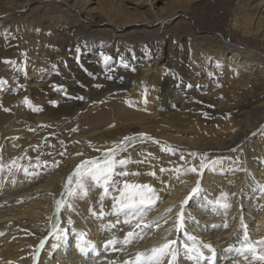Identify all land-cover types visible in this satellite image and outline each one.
<instances>
[{"label": "rangeland", "instance_id": "1", "mask_svg": "<svg viewBox=\"0 0 264 264\" xmlns=\"http://www.w3.org/2000/svg\"><path fill=\"white\" fill-rule=\"evenodd\" d=\"M23 1L31 3L0 4V171L10 156H25L28 168L17 183L25 182L26 190L37 178L60 172L66 180L72 157L83 156L78 165L108 158L113 166L108 192L103 178L97 182L81 169L71 185L63 183L67 205L81 218V209L89 206L88 216L108 222L106 208L99 207L98 214L91 208L90 186L98 192L96 204L110 200L131 227L145 221L159 201L154 188L163 184L151 177L154 203L120 210L133 173L119 174L115 158L125 156L128 166L146 171L155 156H175L176 162L161 159L156 169L168 179L174 164L173 174L185 178L194 157L236 156L241 162L248 146L251 168L260 171L264 27L259 37L245 34L231 0ZM235 46L249 55L233 64L224 50ZM208 179L213 181L210 174ZM225 202L223 195L215 202L224 217ZM257 242L254 251L264 255Z\"/></svg>", "mask_w": 264, "mask_h": 264}, {"label": "bare ground", "instance_id": "2", "mask_svg": "<svg viewBox=\"0 0 264 264\" xmlns=\"http://www.w3.org/2000/svg\"><path fill=\"white\" fill-rule=\"evenodd\" d=\"M21 1L25 5L31 3ZM1 2L7 5L17 3L16 0ZM231 4L239 12L240 29L245 34L259 37V26L264 27V0H245L242 3L231 0ZM225 48V55H229L227 59L233 64L243 61V55H249L241 47ZM68 67L71 69L73 64L69 63ZM24 93L20 92L18 96ZM18 96L16 99L21 100ZM57 114L62 115V111L59 110ZM7 134L13 135L15 132ZM262 140L264 143V138ZM255 143L259 145V137ZM243 151L241 162L236 161V156L231 159L215 156L217 154L196 156L189 166L198 171L189 172L187 178H183L182 173L173 174L174 164L167 170L168 179H163L164 173L160 168L156 169L161 159L168 163L176 162L175 156H155L148 165L150 169L146 171H141L136 164H133L136 167L128 166L129 161L125 156L121 157L126 161L124 165H119L121 163L115 158L119 174L125 173V170L133 173L126 180L130 184L152 186L151 177H157L156 180L163 184L159 188L153 187L159 201L155 202L145 221L136 222L131 227L121 222L118 209L110 205V200L97 205L98 192L92 193L90 186L86 189L91 208L96 214L99 207L106 208L109 217L105 221L108 222L101 225L99 219L88 216L89 206L81 209L83 218L78 216L74 206L67 205L68 186L63 189L67 179H61L66 174L64 172L45 181L38 178L32 180L33 189L26 190L23 187L25 182L17 183L21 179L20 171L28 168H24L25 156H10L8 163L3 165L5 169L0 171V264H155L157 259L159 264H264L259 259L260 253L254 251L255 242L264 240V156H259V171L251 168L249 147L244 146ZM82 157H72L66 178L74 173ZM100 158V164L108 160ZM209 174L213 181H209ZM198 177L201 178L198 181L199 191L192 193ZM83 181L89 184L90 180L83 178ZM221 195L227 200L225 217L223 210L215 203ZM129 232L135 233L130 241L127 240ZM169 241L174 243L165 250L166 254L159 255L152 251ZM249 244L254 249H249ZM137 253L143 254L139 262L136 260Z\"/></svg>", "mask_w": 264, "mask_h": 264}, {"label": "snow or ice", "instance_id": "3", "mask_svg": "<svg viewBox=\"0 0 264 264\" xmlns=\"http://www.w3.org/2000/svg\"><path fill=\"white\" fill-rule=\"evenodd\" d=\"M105 60L109 59V57H104ZM0 83H3V81H0ZM114 151V150H110ZM121 164H124L125 161H120ZM202 167L204 166L203 164L201 165ZM112 163L110 161H106L103 165L100 164L96 160H89V161H84L82 162L81 165H78L76 168V171L67 178V182L69 185L72 184L73 176H80L81 175V169H84L86 171H91V175L97 179V182L99 181L100 178L104 179V192L105 194L108 192V185L110 179H111V172H112ZM177 171H179L177 169ZM189 171L192 172H197L198 170L193 167L189 169ZM123 175V173H121ZM152 175H155V173H152ZM124 192L121 193L122 196L125 197L127 200V203L121 204V209L123 210L124 208H134L137 205H151L154 203V199L152 198L154 193L153 189L149 185H131L125 183L124 185ZM199 191V182H197V186L192 189V193H196ZM186 202V201H185ZM180 219L182 220L183 217L182 215L180 216ZM149 226L150 225H145ZM226 226V225H225ZM137 227H140V224H137ZM135 236L134 232H129L127 234V240L130 241L131 238ZM174 243L173 241H169L165 243L160 249H153L152 251L154 253H159V255H164L166 254L165 250L169 249L170 245ZM258 244L264 245V240L257 242ZM43 246V242L41 244V247ZM206 247H210L207 246ZM249 249H254V246L252 244L248 245ZM143 256L142 253H137L136 254V260L139 262L141 260V257ZM260 260H264V255H259ZM155 264H159V260L157 259Z\"/></svg>", "mask_w": 264, "mask_h": 264}]
</instances>
